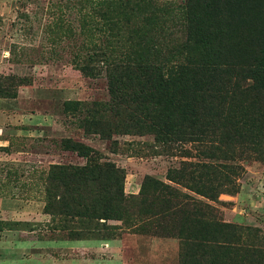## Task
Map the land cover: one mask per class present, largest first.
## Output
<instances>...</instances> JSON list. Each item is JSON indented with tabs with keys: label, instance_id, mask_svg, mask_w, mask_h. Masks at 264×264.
Wrapping results in <instances>:
<instances>
[{
	"label": "rangeland",
	"instance_id": "rangeland-1",
	"mask_svg": "<svg viewBox=\"0 0 264 264\" xmlns=\"http://www.w3.org/2000/svg\"><path fill=\"white\" fill-rule=\"evenodd\" d=\"M77 1L86 0H0V87L10 85L9 77L15 78V85L21 84L15 98H0V208L7 211L5 219L0 217V238L15 240L28 235L67 240L62 233L45 230L43 226L51 218L43 211L51 165L85 164L76 152L63 148L62 142L70 139L93 148L121 169L127 196L139 195L144 182L152 178L177 190L173 202L184 198L182 195L189 197L193 212L200 208L198 203L209 204L213 208L209 220L228 226L223 233L225 241L238 250L231 255L216 249L200 253L195 246L191 250L196 243L195 222L180 228L183 217L168 213L164 220L154 221V225L136 233L118 231L119 221L108 222L116 229L115 240L119 241L113 250L102 254L109 264H197L201 254H211L220 264H264V161L246 149L238 150L234 160L210 161L243 169L235 191L221 194L217 202L170 182L168 172L178 169L182 162H207L199 154L208 145L172 143L170 148L163 147L146 128L129 122L128 111H115L103 66L97 60L88 61L84 47L91 33L101 36L97 33L104 29L102 16L85 5L81 11L72 8ZM141 3L130 0L128 8L114 15L137 19L138 25L133 23V27L153 31L155 41L182 44L179 20L184 13L183 0ZM259 6L260 10L264 8L263 3ZM254 9L250 17L258 10ZM145 19H156L155 26ZM83 23L86 35L81 30ZM257 23L264 24V17ZM239 27L238 36L252 39L255 46L260 33L243 23ZM77 62L87 66L75 65ZM220 174L234 178L229 169H221ZM31 229L37 232H19ZM212 230L210 226L206 238L217 240ZM237 233L236 244L229 243L235 242L232 238ZM63 252L54 251L52 256L60 263L71 258Z\"/></svg>",
	"mask_w": 264,
	"mask_h": 264
},
{
	"label": "trees",
	"instance_id": "trees-1",
	"mask_svg": "<svg viewBox=\"0 0 264 264\" xmlns=\"http://www.w3.org/2000/svg\"><path fill=\"white\" fill-rule=\"evenodd\" d=\"M149 1L140 0L141 4ZM129 3L86 0L73 4L74 9L81 11L85 5L102 16L104 29L97 33L101 36L91 33L84 45L86 59L101 62L115 111H128L129 122L146 128L161 146L208 145L199 154L207 162L184 161L168 172L167 179L217 202L221 194L235 191L243 169L210 161L234 160L243 149L264 161V24H256L264 17V8L259 6H264V0H183L179 22L184 39L176 46L155 41L149 29L133 27V23L138 25L137 19L114 15ZM254 8L258 10L250 17ZM152 20L145 19L151 26L156 19ZM240 23L260 33L255 46L252 39L238 36ZM81 30L85 35L88 32L84 23ZM9 79L7 88L0 87V98L16 97L21 84L15 85L14 77ZM62 146L76 152L85 164L51 165L43 211L51 219L44 224L45 230L62 233L67 240H115L116 229L108 224L110 221L121 223L118 231L136 233L170 213L183 217L180 228L184 223L197 226L191 250L196 247L200 253H207L216 249L230 255L238 251L225 241L223 233L228 226L209 220L213 211L209 204L198 203L200 208L193 212L189 197L182 195L184 198L173 202L177 190L152 178L144 182L139 195L127 196L124 172L114 163L80 142L65 139ZM221 169H229L234 178L221 176ZM210 226L222 241L206 238ZM232 239L235 242L229 243L236 244L238 233ZM210 255H199L196 263L220 264Z\"/></svg>",
	"mask_w": 264,
	"mask_h": 264
},
{
	"label": "crops",
	"instance_id": "crops-1",
	"mask_svg": "<svg viewBox=\"0 0 264 264\" xmlns=\"http://www.w3.org/2000/svg\"><path fill=\"white\" fill-rule=\"evenodd\" d=\"M6 212L5 209L0 208V217L2 216L5 219ZM19 232L33 235L36 231L22 230ZM118 244V240L59 241L43 240L39 237H28V235L26 238L15 240L0 238V264H109L110 261L104 259L102 254L109 249L113 250ZM54 251H65L71 258L60 263L58 259L52 256ZM78 252L84 255L80 258L77 255ZM46 254L50 255L47 257Z\"/></svg>",
	"mask_w": 264,
	"mask_h": 264
}]
</instances>
